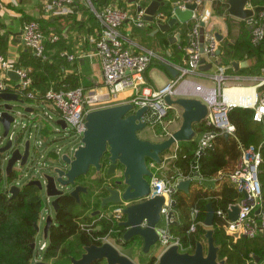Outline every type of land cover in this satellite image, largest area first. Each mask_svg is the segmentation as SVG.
<instances>
[{
	"label": "built area",
	"instance_id": "built-area-1",
	"mask_svg": "<svg viewBox=\"0 0 264 264\" xmlns=\"http://www.w3.org/2000/svg\"><path fill=\"white\" fill-rule=\"evenodd\" d=\"M80 1L86 3L99 25V35L92 38L91 41L100 59L102 69L103 78L100 86L98 85L90 90L81 86L66 89L50 87L44 93H41L32 86V80L28 74V70L17 67L11 60L0 53V70H15L19 75V79L15 85L0 79V93L6 91L13 92L23 102L32 100L36 104H46L50 113L55 115L56 124L58 125L56 130L73 133L81 139L86 130V115L90 111L129 102L133 104L134 109L139 107L147 108L141 120L145 123L146 127L153 130L155 135L162 140L172 134V126L181 120V113L177 110L174 111L173 107L166 103L165 96L167 94L173 95L175 86L185 81L187 75H200L209 71L210 69L207 71L201 70L203 64L209 63L211 64V69L213 68L209 77L216 82L218 95L216 99L214 97L205 119L207 124L213 126L217 132H204L201 141L194 151L195 154L199 155L203 150L210 147L216 134L223 135L224 132L229 133V135L234 134L235 127L229 121L227 112L238 105L225 101L224 93L229 87H242L244 84L252 85L255 90V100L249 108L253 110L252 119L255 122L261 123L264 130V65L259 67L253 74L227 72L230 66L219 63V55L217 54L219 42L213 33H207L203 30L201 26V22L203 21L202 16L198 15L196 10L193 12L192 24L187 31L185 56L181 63H172L149 48L138 46V50H136L134 48L136 46L135 42L121 32V27L125 22H130L134 28L143 27L145 25L143 10L130 11L115 4H108L101 8H96L95 0ZM201 1L174 0L171 9L172 14L173 6L176 4L184 8L185 3L196 2L198 7ZM77 3L78 0H47V9L57 15L72 14L75 11L74 9ZM246 7L251 8L253 14L243 21L247 26H250L252 44L262 47L261 53L264 59V4L256 6L250 0ZM21 38L33 56L42 59L46 58L45 33L38 21H24L21 27ZM57 39V36L52 37L54 41ZM62 55L69 60L74 58L72 54H67L66 52ZM202 58H204V63L200 62ZM153 59L174 67L178 71V76L161 88L153 87L147 82V78L145 77L146 69ZM227 81H232L235 84L225 86L224 84ZM124 92H128L129 95L121 98L120 95ZM31 108L30 113L34 111L33 107ZM12 114L14 116L13 123L16 116H20V114L15 112L14 109L12 110ZM47 119L52 120V117L48 114ZM57 120L63 121L66 126L62 128L57 123ZM10 126L6 136L0 137V145L2 144L1 140H5V142L12 140L13 144L16 143L18 147L24 144L25 140H28L29 157L30 140L24 139L23 134L14 135L13 131L10 130ZM24 127H27V125ZM18 138H21V141H18ZM15 147L12 145L11 151ZM177 147L178 143L173 145L170 152L163 156L162 162L159 165L153 161L148 162V166L153 173L148 178L150 192L149 195L137 199V201H142L157 195L162 196L164 203L160 211L161 216H166L173 209L171 203H175L174 197L178 191L177 184L180 180H193L194 178H198V181H200V177L197 175L189 176L180 173L175 175L169 172L171 163L178 157ZM58 152L59 150L52 151L50 155L53 157L57 156L59 154ZM65 154L70 156L69 153ZM8 157L9 154L4 156L3 162L5 160L7 161ZM28 157L25 165L27 164ZM261 162V145H249L242 148L239 165L228 175L234 187L242 194L243 192L247 194L246 198L242 196V199L236 203L240 208L238 218L235 221L228 219L227 211L231 209V206L225 212L220 209L215 210V217L224 222L226 229L234 232L238 236L245 235L248 238L261 236L264 238V204L262 185L259 179V166ZM16 164H19V162ZM107 166L108 161L103 168L106 170ZM14 167L13 171L15 169ZM44 173L49 172L46 171ZM15 174L17 173L15 172ZM20 177L18 175L15 176L8 187L13 184L19 186L16 180ZM218 178H221L220 174L217 176ZM132 202L121 200L117 204L110 205L106 211L99 214V218L107 217L108 212H112L110 218L114 222L113 224L117 226V223L123 220V208ZM197 212L198 210H193L194 217L191 219L189 226L190 232H194L196 229L195 216ZM143 225H145V222ZM157 230L159 234V246L165 249L176 244L181 252H190L191 245L183 246L180 238L169 231L168 225L166 229L158 228ZM122 234L123 230L121 229H110L104 236L94 239L101 241V243L105 241L111 242L109 238L113 236H116L118 240H123ZM43 248L44 246L41 247V249ZM248 264L260 263L250 261Z\"/></svg>",
	"mask_w": 264,
	"mask_h": 264
},
{
	"label": "water",
	"instance_id": "water-1",
	"mask_svg": "<svg viewBox=\"0 0 264 264\" xmlns=\"http://www.w3.org/2000/svg\"><path fill=\"white\" fill-rule=\"evenodd\" d=\"M130 3L138 2L137 11L143 10L144 20L146 22L156 23L157 31H168L177 23L186 24L192 17L193 12L197 9V3H185L184 8L179 5L173 6V14L163 22L165 16L159 13L160 9H164L173 0H149L146 5L141 4L145 0H127ZM167 1V2H166ZM250 0H226L228 7L227 13L235 18L245 20L253 14L251 8L246 7ZM204 26V22H201ZM250 29V26H248ZM179 30L175 36H171L172 42H181ZM216 40L219 42L221 36L218 32L215 33ZM220 54V49L217 50ZM204 63V58L201 59ZM234 70H239L246 66L245 61L231 62ZM166 69L173 78L178 76V71L167 65ZM211 69V64H203L201 70L207 71ZM9 78L18 80L19 75L15 70H7ZM174 94H167L165 101L172 107L181 109V122L179 127L172 134L159 141L143 139L138 136V131L146 127L141 120L142 115L147 110L146 107L134 109L132 103H121L100 109L90 111L86 115V130L81 139V144L76 147L72 158L69 155H62V161L67 169L61 167L53 168L54 175L44 173L41 175L43 180L33 178L27 181L28 184H33L39 190L45 188V195L51 200V206L55 212L59 208V197L64 194H69L77 203L81 202L80 195L88 193V187L77 184V181L88 174L91 168L96 172L101 170L102 157L108 161L105 174L107 177L117 176L121 179L114 180L115 185H124L123 190L116 189L107 185L103 188L106 194L100 199L99 209L94 214H100L106 211L110 205L119 203L121 200L133 201L131 204L123 208V220L117 223V227L123 230L122 239L133 244L134 242L141 244V252L144 255H149V261L155 257L154 264H226L224 259H218L219 247L215 245L213 237V229L211 226L215 219V209L211 202L206 205V213L204 225L209 227L205 233V243L198 241L193 252H181L178 245L174 244L165 248L158 256L152 255L153 250L159 246V234L157 223L161 218V207L164 203V198L160 195L148 198L142 201L137 199L149 195L150 186L148 178L152 176V171L148 166L147 160L160 164L165 152H168L173 145L180 142L191 141L196 133V125L204 120L209 112L212 101H208L204 97H195L193 95H185L176 87ZM217 95V94H215ZM217 97L215 96V99ZM0 123L3 128L2 136L5 137L10 124L13 121V104L12 102L23 103L16 93L1 92L0 93ZM25 111L31 112V107H25ZM62 128L66 125L63 121L57 120ZM223 136L228 138L230 135L227 132ZM21 141V138H18ZM12 140H7L3 146H0V153L4 154L11 149ZM29 153V141L25 140L23 151L15 147L10 153L4 168L6 176L12 173L14 165L19 162L24 166ZM63 166V167H64ZM191 179L180 180L177 184L178 191L188 192ZM20 186L15 184L9 186L7 193L11 197L18 192ZM66 192H64L65 190ZM246 198L247 194L243 192ZM172 208L175 203H171ZM240 208L234 204L227 211L228 219L235 221L238 218ZM108 217L112 216V212H108ZM173 209L165 216L167 225L177 223L174 219ZM53 219L50 215L45 218L43 226L44 237L48 239L49 229L53 224ZM145 222V225L143 223ZM35 231H39V225L34 224ZM228 235L233 239L238 235L230 232L225 228ZM248 238L245 235L239 236ZM32 248L35 243H32ZM83 253L79 258H71L70 264H92L95 261H102L105 264H135L129 257L122 254L112 243L105 241L101 244H91L83 247ZM148 261V262H149ZM255 262L258 263L259 258L255 257ZM34 264H49L44 260H37Z\"/></svg>",
	"mask_w": 264,
	"mask_h": 264
},
{
	"label": "trees",
	"instance_id": "trees-1",
	"mask_svg": "<svg viewBox=\"0 0 264 264\" xmlns=\"http://www.w3.org/2000/svg\"><path fill=\"white\" fill-rule=\"evenodd\" d=\"M112 1L97 0V2L95 1L96 8L111 4ZM251 1L252 3H264V0ZM140 3L145 5V2ZM213 5L217 13L227 14L228 4L225 0H214ZM164 9L163 13L169 19L172 16L171 7L167 6ZM187 24V28L181 31V42H175L172 50H170L172 57L168 59L172 62L181 63L185 56L187 31L192 21ZM163 35H166V33ZM0 41L4 43V36H0ZM218 49H220L219 63L230 66L229 73L236 72L232 68V61H241L251 56H258L262 51L261 46L252 44L251 31L245 22L238 40L235 43L220 41ZM21 57L22 62L17 67L28 70L32 86L37 87L38 90L40 89L41 93H44L50 87L55 89L66 88L65 84L67 82L55 75L63 61L60 60L56 64L49 63L47 56L45 59L37 58L26 51L22 52ZM59 58L63 59L65 56H60L59 53ZM263 65L264 59H261L257 68L259 69ZM166 66L163 62L153 59L146 70L159 67L170 74ZM236 73L253 74L254 72L252 69L242 68ZM145 77L150 84L148 76ZM51 81L53 83H50ZM252 114L253 110L249 107L235 106L231 108L227 115L229 121L235 127L234 134L228 138L222 134H216L212 140V145L199 155L194 152L198 144L178 143V157L171 163L170 173L175 175L179 173L189 176L198 175L205 178H217L219 174L221 175V178L217 179L218 186L216 188H204L197 185L186 194L181 191H177L175 194V207L173 210L177 211L180 223L178 225H175L176 223L169 224L168 229L180 238L183 246L191 245L190 252L194 251L198 241L205 243V233L210 229L204 225L207 203L211 202L215 210L220 209L225 212L229 206L238 203L242 199L243 194L230 182L228 175L239 165L242 148L249 145H261L262 162L259 166V179L262 185L264 204V132L262 125L252 119ZM196 128L204 132H217L213 126L207 124L206 119L198 123ZM3 159L4 155L0 153V264H31L34 252L31 245L35 243L36 237L34 224H38L41 212L45 208V202L40 190L33 184L24 183L12 197L10 193H7V190L3 189V186L5 185L7 188V183L9 185L15 177L10 173L6 176L7 178H3ZM147 162H150V160H147ZM91 182L94 186H101L103 179L92 180ZM82 197L80 203H77L69 194L59 197V208L55 215L56 225H52L49 229L48 242L43 252L45 261L53 260L57 263L63 258H69V260L74 258L70 256L69 247L66 245V241L69 239H72L83 253L84 246L101 244V241L94 238L104 236L110 229L116 228L117 230L111 218L104 217L97 221L95 215L88 214ZM83 198H86V196ZM195 209L198 210L195 216L196 229L194 232H190V214ZM97 225H100L99 229L96 228ZM118 229L120 228L118 227ZM211 229L214 231L215 245L219 247L218 259H224L226 264H248L250 261H254L255 257H258L259 261L264 258L263 237L255 236L234 241L233 237L227 234L224 222L216 217ZM138 245L141 247L140 243ZM155 259V257H152L146 264H154ZM92 264L105 263L95 261Z\"/></svg>",
	"mask_w": 264,
	"mask_h": 264
},
{
	"label": "crops",
	"instance_id": "crops-1",
	"mask_svg": "<svg viewBox=\"0 0 264 264\" xmlns=\"http://www.w3.org/2000/svg\"><path fill=\"white\" fill-rule=\"evenodd\" d=\"M95 1L97 2V0ZM173 1H171L167 5L168 7H171V9ZM144 2L146 5L149 0H145ZM213 2L214 0H202L196 9V13L202 16V22H204L203 30L207 33H213L214 35L216 32H218V34L221 36L220 41H229L230 43H235L238 40L242 30V26L244 25L243 20L230 16L228 13H217L216 9L214 8ZM111 4L118 5L130 11H136L138 2L136 1L130 3L127 0H113ZM253 4L256 6H260L264 3L260 4L258 2H254ZM74 10L75 11L72 14L57 15L54 14L51 10L47 9V0H0V36H4V43H1L0 41L1 53L6 56V58L11 60L16 66H20L22 62V52L26 51L31 54L24 45L21 38L22 24L27 20H36L39 22L45 33L44 43L46 56L48 57L49 63L56 64L60 60L63 61V63L59 66V71H56L55 75L67 82L65 84V87L72 88L71 86H81L85 89L90 90L98 85L100 86L103 78L100 59L96 54L95 47L91 41L92 38L99 35L98 22L95 19L92 11L83 1L78 0V3L75 5ZM164 10L165 9H160L159 13L165 16V14L163 13ZM167 20L168 19L165 17L163 22H166ZM191 21L192 20H190L189 22ZM187 26V23L182 24L179 22L168 31L156 32L155 30L157 26L155 22L149 23L145 21V25L141 28H134L130 22H125L121 27V32L135 42L136 46L134 48L136 50H138V46L149 48L155 51V53H157L161 57L165 58L167 61L172 62L168 58L172 57L170 54V50H172L175 42H172L170 40V37L175 36V34L179 30L187 28ZM164 33H166V35H163ZM53 36H57L58 39L55 41L52 40ZM64 52H66L67 54H72L74 58L72 60H69L67 58L60 59L59 53L61 56ZM162 52L164 54H161ZM261 59H263L262 53H259L258 56L255 55L251 56L250 58H246L242 60L246 62V66L242 68L252 69V71L255 72L258 70L257 66L260 63ZM234 71L237 72L238 70ZM6 72L7 71L0 70V79L6 81L9 84H17L18 80L9 78ZM167 75L170 77V79H174L170 74ZM209 75L210 71H207L200 75L189 74L185 78V81L178 83L175 87L185 95L204 97L208 101H213L214 97H217V95H215L218 92L217 84L215 86H205L197 79L198 76ZM145 76H148V80L150 81L149 71L146 70ZM50 83H53V81H51ZM150 84L155 87L151 81ZM35 88L38 89L37 87ZM230 88L232 87H229V89ZM242 89L254 90L251 84L249 87ZM125 95L128 96L129 93ZM173 110H177L179 113L182 112L178 107H173ZM180 122L181 120L172 126L173 131L179 127ZM203 134L204 131H201L200 129L197 130L196 128L195 136L191 141L187 142H189V144L193 143L197 145L201 141ZM154 140L159 141L161 139L157 137ZM168 152H170V150ZM168 152H165L164 155L168 154ZM199 177L200 181H198V178H194L192 180L189 191L191 190V188L197 185L203 186L204 188H216L218 186L216 177ZM206 180L208 184L205 183ZM181 192L184 194L188 193L184 191ZM173 213L175 216L174 219L177 222L176 224H173L178 225L180 223L179 215L177 211L173 210ZM94 215L96 216L97 221L100 220L99 214ZM190 217L191 219L194 217L193 212L190 214ZM96 228L99 229L100 225H97ZM112 239L113 242L110 243H112L117 249H124L130 246H135V244H128L124 240H118L116 236H113ZM239 239H241V237L238 236L234 239V241H237ZM47 242L42 243L41 245L45 246ZM163 250L164 248L162 246H158V248L153 250L152 255L158 256ZM134 255L139 260H142L144 258V260L142 261L144 262V264L149 261V257H147V255H144L143 253L140 254L135 251ZM258 262L260 264H264V258Z\"/></svg>",
	"mask_w": 264,
	"mask_h": 264
},
{
	"label": "rangeland",
	"instance_id": "rangeland-1",
	"mask_svg": "<svg viewBox=\"0 0 264 264\" xmlns=\"http://www.w3.org/2000/svg\"><path fill=\"white\" fill-rule=\"evenodd\" d=\"M161 54H164V53L162 52ZM148 71H149L150 81L156 88H161L165 86L167 83L172 81V79H170V77L165 73V71L159 67L150 68ZM209 71L211 74L213 71V68L210 69ZM197 79L205 86H215L216 85V82L209 76H198ZM233 84L235 83L232 81H227L225 82L224 85L230 86ZM249 86L250 84H246V85L244 84L242 87H232V88H246ZM127 93L128 92L121 93L120 95L121 98H125L127 96L125 94ZM217 95H218V92H217ZM12 104L14 105L13 106L14 111L19 113L20 116H16L15 121L10 126V130L13 131L14 135L23 134L24 139L30 140V155L28 157L27 164L25 166H20L19 164H15V167H14L15 168L14 171L17 173L18 177L21 176L20 178H17L16 180L18 185L21 186L23 183L29 181L32 178H35V179L39 178L43 180V177H41V175L44 172L46 171L50 172L51 171L50 168L60 167L63 164V161L61 158L62 155L65 153H69L70 155H73V152H74L73 150L78 145H80L81 138L78 137L77 135L75 136L73 133L57 131L56 128L58 127V125L56 124V118L54 117L55 115H52L50 113L49 109L44 103L36 104L34 101L29 100L23 103L12 102ZM26 106L33 107L34 111L32 113L26 112L24 109ZM48 114L52 117V120L47 119ZM26 125L27 127H24ZM2 132H3V129H2V126L0 125V137L2 136ZM137 134L140 138H143V139H150V140L155 141L154 139L157 138L153 130H151L148 127H145L144 129L138 131ZM1 141H2V144L0 146H2L5 143V140H1ZM13 146L17 147L16 143H14ZM18 147L20 148L21 151H23V144L19 145ZM11 149L5 152L3 155L6 156L7 154H9L11 152ZM58 150H59L58 152L59 154L57 156L53 157L50 155V152L58 151ZM5 165H6V160L3 162V178L6 177V174L4 171ZM14 171L12 170L13 176H14ZM93 174H94L93 171L90 169V171L85 176V178L83 176L81 177V179L84 178L86 181H88L87 179H90L93 176ZM205 183L208 184L207 180L205 181ZM94 187L95 188L93 189V191H95L96 194L99 191H101L100 189H98L99 186H94ZM8 188H9L8 183H7V188L5 187V185L3 186L4 190H7ZM40 192L45 202V208L42 210L41 212L42 218L40 217V220L38 222L39 231L36 232L35 247H34L33 259H32L31 264H34L39 259L44 260L42 259L43 249H41L42 247L41 244L46 243L48 241V239L45 238L43 234L44 219L48 215H51L54 218V214H55L51 206L52 198H49V202L46 201L47 196L45 195L44 187L42 188ZM91 207L92 206L88 208L87 206L89 210H91ZM156 227L160 229H166L167 223H166V219L164 215L161 216L160 221L157 223ZM110 240L111 242H113L112 238ZM66 245H68L69 247V250H70L69 252H70L71 257H74V258L80 257L82 250L79 249L75 245L72 239L67 240ZM135 246H130L124 249L118 247L119 248L118 250L122 254L129 257L135 264H144V262H142L144 258L142 260H139L135 257L134 255L135 251L137 253L142 254L141 247L139 245H135ZM147 257H149V255H147ZM46 262H48L49 264H70L69 258H63L57 263L54 262L53 260L46 261Z\"/></svg>",
	"mask_w": 264,
	"mask_h": 264
},
{
	"label": "flooded vegetation",
	"instance_id": "flooded-vegetation-1",
	"mask_svg": "<svg viewBox=\"0 0 264 264\" xmlns=\"http://www.w3.org/2000/svg\"><path fill=\"white\" fill-rule=\"evenodd\" d=\"M70 157L72 158V155H70ZM107 161H106V159L105 158H103L102 157V159H101V161H100V163H101V170H100V172H96L95 171V169L94 168H91V170L93 171V176L90 178V179H87L88 181H86L84 178H85V176H84V178L83 179H79L78 181H77V184H81V185H84V186H87L88 187V193L87 194H81L80 196H83V195H85L86 196V198H83L82 197V199L84 200V203L86 204V210H87V213L88 214H92V215H94V212L96 211V210H98L99 208V206H100V199L102 198V196H104L105 194H106V190H105V188H103V187H105V186H107V185H110L111 187H114V188H116V189H120V190H123V188H124V185H115L114 183H113V181L114 180H117V179H121L120 178V176L119 177H117V176H113V177H107L106 176V174H105V168H103L104 167V165H105V163H106ZM64 166V164H62L60 167L61 168H64V169H67V167H63ZM15 173V172H14ZM51 175H54V172H53V168L51 169V171L49 172ZM14 176H17V174H15ZM103 179V182H102V184H101V186H99V188L98 189H100L101 191H99L97 194L95 193V191H93V189L95 188L94 187V184L91 182L92 180H99V179ZM26 183V182H25ZM92 184V186H90ZM90 186V187H89ZM65 190V189H64ZM41 191V190H40ZM64 192H66V190L64 191ZM65 195V194H64ZM81 198V197H80ZM53 199V198H52ZM46 201L47 202H49V198L48 197H46ZM87 206H88V208H90V206H92L91 207V210H89L88 208H87ZM53 208V207H52ZM96 208H98V209H96ZM89 211V212H88ZM51 216V215H50ZM54 216H55V214H54ZM41 217V216H40ZM108 217V216H107ZM42 218V217H41ZM110 218V217H109ZM54 221H53V224L52 225H56V220L55 219H53ZM44 223H45V219H44ZM112 223H114L113 221H112ZM114 225V224H113ZM116 225V224H115ZM114 225V226H115ZM117 227V226H116ZM51 228V227H50ZM116 229V228H115ZM121 229V228H120ZM117 230H118V227H117ZM111 238H113V237H111ZM133 244H135V245H137L138 243H136V242H134ZM46 246V245H45ZM45 246H44V248H43V250L45 249Z\"/></svg>",
	"mask_w": 264,
	"mask_h": 264
},
{
	"label": "bare ground",
	"instance_id": "bare-ground-1",
	"mask_svg": "<svg viewBox=\"0 0 264 264\" xmlns=\"http://www.w3.org/2000/svg\"><path fill=\"white\" fill-rule=\"evenodd\" d=\"M224 99L228 103H234L238 106H251L255 100L253 89L227 88L224 93Z\"/></svg>",
	"mask_w": 264,
	"mask_h": 264
}]
</instances>
